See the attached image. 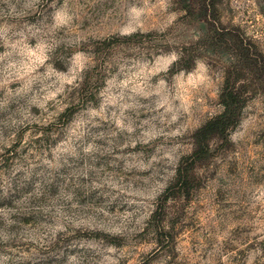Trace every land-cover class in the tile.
<instances>
[{"label": "rangeland", "instance_id": "rangeland-1", "mask_svg": "<svg viewBox=\"0 0 264 264\" xmlns=\"http://www.w3.org/2000/svg\"><path fill=\"white\" fill-rule=\"evenodd\" d=\"M0 264H264V0H0Z\"/></svg>", "mask_w": 264, "mask_h": 264}, {"label": "trees", "instance_id": "trees-1", "mask_svg": "<svg viewBox=\"0 0 264 264\" xmlns=\"http://www.w3.org/2000/svg\"><path fill=\"white\" fill-rule=\"evenodd\" d=\"M214 7V6H213ZM208 5L203 1L201 15L203 10L207 11ZM205 13V12H204ZM223 104V111L214 117L210 118L204 125L198 128L194 134L193 139L195 143L194 157L201 159L204 157L210 148V142L215 137L224 136L228 133L239 120L238 110L243 105L242 91L235 86H227L223 89L221 94ZM196 160H194L196 162ZM183 171L179 170V175L182 177ZM187 180V177H183Z\"/></svg>", "mask_w": 264, "mask_h": 264}]
</instances>
